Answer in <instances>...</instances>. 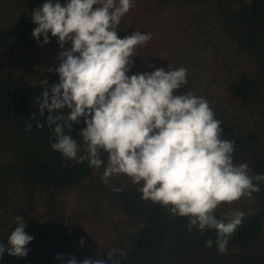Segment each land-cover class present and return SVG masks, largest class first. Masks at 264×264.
<instances>
[{
  "label": "trees",
  "instance_id": "16d2710c",
  "mask_svg": "<svg viewBox=\"0 0 264 264\" xmlns=\"http://www.w3.org/2000/svg\"><path fill=\"white\" fill-rule=\"evenodd\" d=\"M45 2L0 0V244H7L17 215L34 237L27 257L5 252L0 264H66L73 255L79 264L98 253L105 259L108 251L95 248L90 234L100 220L118 231L114 246L126 258L114 259L122 264H264V182L251 199L215 210L225 222L232 212L244 213L220 252L216 230L189 231L187 217L142 199L141 186L126 175L106 183L103 166L96 170L88 160L77 163L52 149L54 134L35 99L41 80L49 87L59 82L47 69L59 66L60 47L51 33L41 46L43 37L38 43L32 36L37 25L31 22L32 10ZM135 31L152 33V40L137 47L128 74L186 68L188 82L179 94L205 97L221 121V138L234 142V164H247L250 175L264 174V0H134L117 34ZM33 113L43 128L29 118ZM85 126L82 119L66 134L79 139ZM113 186L124 190L114 192ZM209 239L213 244L206 247Z\"/></svg>",
  "mask_w": 264,
  "mask_h": 264
},
{
  "label": "clouds",
  "instance_id": "9594fccd",
  "mask_svg": "<svg viewBox=\"0 0 264 264\" xmlns=\"http://www.w3.org/2000/svg\"><path fill=\"white\" fill-rule=\"evenodd\" d=\"M133 6L134 0H67L64 5L46 0L32 10L31 22L37 25L32 36L38 43L43 37V46L51 33L60 47L59 66L47 69L58 74L59 82L49 87L47 79L41 80L43 91L35 99L38 114L46 117L54 134V151L77 163L88 160L96 170L103 166L101 179L106 183L114 175H126L141 186L142 199L187 217L189 231L216 230L218 250L225 252L244 213L232 212L225 222L216 218L215 210L222 203L251 199L261 191L258 182H264V174L250 175L247 164H234V142L221 138V121L205 97L179 94L188 82L186 68L168 65V71L128 74L137 47L152 40L150 32L118 36L121 19ZM36 115L29 118L43 128ZM82 119L86 126L76 133L79 139L66 134ZM31 127L29 123L27 130ZM123 190L112 187L114 192ZM14 220L7 244H0V257L5 252L17 258L28 255L34 237L25 232L23 217ZM79 243L83 246V238ZM205 244L211 247L213 241ZM117 254L126 258L113 248L107 261L119 264ZM56 258L63 259L59 253ZM66 264L78 261L73 255ZM79 264L106 261L98 253Z\"/></svg>",
  "mask_w": 264,
  "mask_h": 264
},
{
  "label": "rangeland",
  "instance_id": "374dc122",
  "mask_svg": "<svg viewBox=\"0 0 264 264\" xmlns=\"http://www.w3.org/2000/svg\"><path fill=\"white\" fill-rule=\"evenodd\" d=\"M239 204V203H238ZM233 205V204H232ZM230 206V208L232 207ZM227 209L229 208L228 206H225ZM94 225V226H93ZM110 221H96L91 224L90 227V234L93 237V243L95 245V248H98L101 250V252H105L109 250V246L112 248H115V244L117 242V233L118 231H115V229L110 228ZM117 227V226H116ZM118 228V227H117ZM107 256V255H106ZM107 257H105L106 259ZM117 261H119V264L121 263V260H118L119 258H116ZM106 264H112L111 261H107L106 259Z\"/></svg>",
  "mask_w": 264,
  "mask_h": 264
}]
</instances>
